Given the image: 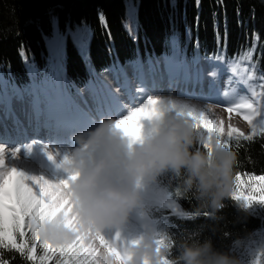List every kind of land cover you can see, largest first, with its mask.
I'll return each mask as SVG.
<instances>
[{"label":"trees","instance_id":"obj_1","mask_svg":"<svg viewBox=\"0 0 264 264\" xmlns=\"http://www.w3.org/2000/svg\"><path fill=\"white\" fill-rule=\"evenodd\" d=\"M133 2L136 5L138 29L134 35L138 34V41L130 38L125 27L124 0H0V96L11 95L14 88H23L33 80L39 81L46 71H51L48 41L52 38L51 21L55 17L61 33L69 25L74 31L78 27L90 30L88 47L83 55L71 40L64 51V71L68 80L78 88L83 89L89 81L93 84L103 82L102 72L123 83L122 73L106 71L113 67L117 70L124 68L129 83L133 80L140 83L133 76L130 62L140 61L147 69L149 59L162 62L166 54L170 56L174 27L181 55L188 61L190 71L197 70L199 66L210 72L216 68L218 75L226 82L222 84L232 88L240 102L255 101L253 91L260 93V85L264 84V80L260 79L264 74V60L261 59V52L264 51V0H222L220 6V0H201L198 9L195 0ZM173 3L175 8L172 7ZM101 13L106 23L99 19ZM218 36L221 40H218ZM253 45L254 59L251 64L256 65L255 69L249 67L242 75L232 72V67L237 63L241 68L249 64L248 61H240L236 54L253 51ZM216 55L222 59L217 61ZM196 58L199 63H192ZM148 84H153L151 76H146L144 85L148 87ZM256 96L264 101V97ZM157 122L146 120L141 124L142 138L155 132ZM195 131L198 135L201 132L197 128ZM121 141L128 145L126 136ZM201 145L202 142L197 147L204 150ZM229 150L237 154L235 174L239 172L242 177L264 175V137L259 132L251 141H230ZM234 178L232 191L235 190ZM163 179L165 185L175 192L176 180L169 175ZM140 191L141 205L160 195L155 182L144 185ZM185 197L181 201L182 207L194 211L197 202ZM237 203L241 204L231 198L225 200L223 223L214 235L207 231L204 235L211 236L217 249L230 250L241 264H252L250 247L259 242L261 234H264V221L261 219L264 208H247V213H244L237 210ZM137 209L140 213L143 211L141 206ZM206 223L202 218L190 221L173 219L166 232L179 236L185 230L204 227ZM122 226L125 232L142 230L139 223L130 217ZM26 237L31 241L30 232L26 231ZM39 243L37 241L35 249L37 258L44 254ZM13 256L12 264H29L17 254L4 252L5 259ZM63 260L64 257L56 254L46 264H63ZM36 264H39L38 259Z\"/></svg>","mask_w":264,"mask_h":264},{"label":"snow or ice","instance_id":"obj_2","mask_svg":"<svg viewBox=\"0 0 264 264\" xmlns=\"http://www.w3.org/2000/svg\"><path fill=\"white\" fill-rule=\"evenodd\" d=\"M200 3L201 0H195L197 9ZM220 4H222V0H220L218 6ZM172 7L175 8V3ZM131 15L130 11L129 16L131 17ZM99 19L101 22H105L102 13ZM51 23L53 33L51 40L48 41L51 52V71H46L39 81L33 80L32 83L25 85L23 88H14L11 95L0 96V108L3 109L6 119L13 120L14 126H18L20 121L15 116L13 104L19 103L31 109L32 115L29 118V124L31 125L33 119L35 120L37 135L45 132V139L50 141L59 140L68 145L73 141L74 133L87 131L81 126V122L84 117L90 120L93 119V112L97 116L104 113L119 115V118L113 120V127L127 137L129 147L134 143L141 142L143 139L141 136L142 120L158 121L162 114L167 111H175L178 115L190 118L195 127L206 134L207 138L202 141L201 146L209 152V155H211L210 142L213 135L217 146L228 149L230 148V141L239 142L241 139L251 141L255 138L257 132L261 137H264V121L259 126L255 121V117L260 115V111L257 109L255 102L248 100L238 103L236 110L244 109L250 113L244 116L251 129L249 134L233 128L224 133L217 122L210 119L204 110H200L186 101L165 100L160 96L147 94V88L137 90L135 95L128 92L127 95L130 101H135L136 95L146 96V98L142 103H139V106L127 109L126 114H120V110L124 108L121 97L119 94L113 93L106 84L103 82L93 84L89 81L81 89L68 80L64 71V51L68 41L71 40L73 46L79 49L81 55H83L88 47L90 30L78 27L76 31H72L71 25H69L67 30L61 33L55 17L52 18ZM125 27L130 38L138 41V34L133 35L134 32H138V29L133 28L131 25H125ZM258 39L259 36H257ZM218 40H221L219 36ZM249 43H251L250 38ZM252 47L253 51H248L243 55L237 52L236 55L239 60L248 61L249 64L241 68L240 64L237 63L232 67V72L242 75L248 71L249 67L255 69L256 65L251 64L254 59L255 45ZM206 59L210 58L206 57ZM215 59L219 61L222 57L216 55ZM261 59L264 60V51L261 52ZM192 63L198 64L199 59L196 58ZM129 66L132 69L133 76L142 85L146 84V76H151L154 84L157 74H160L162 79L167 76L171 82L189 81L192 78L188 61L181 55L174 27L170 56L166 54L162 62H153L149 59L147 69L140 61L130 62ZM106 71L122 73L124 75L123 87L127 88L129 78L124 68L121 67L117 70L113 67L106 69ZM29 75H31V71ZM195 75L197 79H201L205 73L203 69H199ZM207 76L210 78L211 84L215 86L218 77L217 69L214 68L211 72H208ZM260 79L264 80V74L260 76ZM260 87L262 91L260 93L253 91V96L260 95L264 97V84H261ZM85 93L88 94V98H85ZM223 95L226 99L222 100L221 103H229L235 99L232 93L225 92ZM89 99L92 105L95 106L94 108L89 106ZM81 103L85 107H81ZM227 111L232 112L233 109L228 108ZM42 117H44L43 120ZM36 149L45 153L49 160L60 154L58 151L53 152L51 145L27 143L23 148L15 147L8 154L14 161L13 166H8L5 144L0 143V264H12V260L15 258L13 256L5 259V251L19 255L29 264H36L37 259L39 264H46L56 254L64 257L63 264H101L99 252L93 241H98L106 253L115 260L116 264H129L130 248L138 242L137 240L130 241L128 247L119 248L115 243L105 240L100 232L79 225L70 192L72 182L79 175L74 167H69L73 162V158L67 155L64 156L61 166L68 171L69 175L61 180H49L41 175H30L15 163L20 158L22 151L31 152ZM166 176H168L167 173L162 174L155 182L156 190L160 195L141 205L143 209L141 215L146 220V224L153 225L156 229L155 234L158 237V244L167 242L165 237L161 235L160 230L166 232L173 219L194 220L193 211L185 210L182 207L181 201L186 197L181 194L178 188L173 192L170 187L165 185L163 178ZM234 179L235 190L231 193V199L240 201L245 209L257 206L264 207V194L246 195L241 190L242 174L237 172ZM247 183L256 185L253 189L254 192L264 193V175H248ZM204 215H207V213H204ZM55 217L61 218L62 222L74 232L70 239L53 243L39 236V225ZM261 219L264 221V216H261ZM26 231L30 232L31 241L26 237ZM37 241L40 242L39 246L44 253L39 258L35 253ZM169 246L172 245L169 244ZM162 264H168L167 258L163 259Z\"/></svg>","mask_w":264,"mask_h":264},{"label":"clouds","instance_id":"obj_3","mask_svg":"<svg viewBox=\"0 0 264 264\" xmlns=\"http://www.w3.org/2000/svg\"><path fill=\"white\" fill-rule=\"evenodd\" d=\"M195 129L191 119L167 111L152 135L130 147L120 140L111 118H101L93 128L74 134L78 147L69 167L79 175L70 192L79 225L97 232L118 228L132 209L141 206V188L167 173L182 195L197 202L193 217L202 218L206 226L179 236L160 230L167 242L158 244L156 229L146 224L130 248L129 264H162L164 258L168 264H241L230 250L217 249L211 236L204 235L206 231L214 235L225 219L222 212L225 200L231 198L237 154L212 139L209 155L197 147L206 138ZM235 207L247 213L241 204ZM38 234L59 243L74 232L55 217L39 225ZM99 258L101 264H116L105 250Z\"/></svg>","mask_w":264,"mask_h":264},{"label":"rangeland","instance_id":"obj_4","mask_svg":"<svg viewBox=\"0 0 264 264\" xmlns=\"http://www.w3.org/2000/svg\"><path fill=\"white\" fill-rule=\"evenodd\" d=\"M125 1V25H131L136 29V5L133 0H124ZM131 11L132 15L129 16ZM74 31V30H72ZM135 33V32H134ZM133 33V35H134ZM199 69H203L205 75L201 79L196 78V73ZM210 72L205 68L198 67L197 70L191 71L192 78L189 81H175L171 82L168 80L167 76L161 78L160 74H157L155 77L154 84L142 85L136 81H132L128 84L127 88H124V81L121 83L117 78L112 79L107 72H102L101 77L103 83L107 85L113 93H117L121 97V103L124 105V108L120 110V114H126L127 109H130L135 106H139V103H142L146 96L136 95L135 101H130L127 95L128 92H132L134 95L137 93V90L142 88H147V94L157 95L162 97L165 100L171 101H186L187 103L195 106L200 110H204L210 119H214L217 122V125L221 128L222 132L226 133L230 128L237 129L240 132L248 134L251 129L248 125V122L244 119L245 115H248L246 110L241 109L240 111L236 110V105L240 102L237 99L232 88L224 86L222 83H226L220 75H218L217 83L215 86L211 84L210 78L207 76V73ZM151 81V78H148ZM229 92L234 94L235 99L229 103H221L222 100L226 99L224 93ZM183 93V94H181ZM85 98H88V94L85 93ZM255 105L260 111V115L255 117V121L259 126L262 121H264V101L259 97L255 96ZM89 106L95 107L92 105L91 100L89 99ZM81 107H85L81 103ZM13 108L15 111V116L18 117L20 124L14 126L12 119H6L5 113L2 108H0V143L5 144L6 152V163L8 166H13V158L8 155L10 154L15 147H21L27 143H39L41 145H51V150L53 152H60L53 159L49 160L47 155L38 149L31 152L22 151L20 158L15 161V163L22 167V170L27 172L30 175H41L49 180H61L67 178L69 175L68 171L61 166L62 160L65 155L73 158L74 150L78 145L72 141L70 145L62 143L59 140H48L44 137L46 136L45 132H42L40 135H37L35 132L36 122L33 119L31 125L29 124V118L31 117V109L27 108L25 105L19 103H14ZM228 108H232L233 111H227ZM92 121L87 117L82 119L84 125L91 129V126H95L101 118H111L117 119L119 115L113 113L108 114L104 113L99 116L95 115L93 112ZM42 120L44 117L41 118ZM145 120L141 121L143 124ZM93 123V124H92ZM82 126V125H81ZM85 127V129H87ZM84 128V126H83ZM93 128V127H92ZM120 140L124 135L116 130ZM77 133V132H76ZM74 133V134H76ZM79 133V132H78ZM200 136L207 138L206 134H203L201 131ZM215 140V136L213 135ZM248 177H242L241 190L246 195H262L264 193H259L258 191L254 192L253 189L256 185H251L247 183ZM235 187V186H234ZM258 207V206H257ZM264 208V207H263ZM129 217L134 219L139 223V226L144 228L146 225V220L142 217L139 210L136 208L132 209ZM142 230L133 231H124V227L121 225L118 228H106L101 230L100 234L109 242H113L119 248L128 247L130 241L134 240L139 236ZM264 234H261L259 242L253 243L250 247V252L253 258L252 264H264ZM94 246L97 248V251L105 250L98 241H93Z\"/></svg>","mask_w":264,"mask_h":264},{"label":"bare ground","instance_id":"obj_5","mask_svg":"<svg viewBox=\"0 0 264 264\" xmlns=\"http://www.w3.org/2000/svg\"><path fill=\"white\" fill-rule=\"evenodd\" d=\"M91 121H92V119H91ZM93 124V123H92ZM81 125H82V127L84 126V128L86 127L85 125H84V123L83 122H81ZM92 127H94L93 125L91 126V128ZM87 128V127H86ZM87 130H88V128H87ZM78 133V132H77ZM1 140V139H0Z\"/></svg>","mask_w":264,"mask_h":264}]
</instances>
